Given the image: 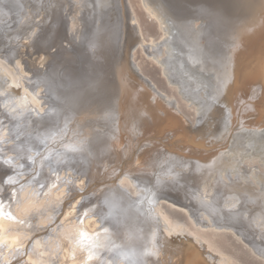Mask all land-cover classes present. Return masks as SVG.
<instances>
[{
  "label": "bare ground",
  "instance_id": "1",
  "mask_svg": "<svg viewBox=\"0 0 264 264\" xmlns=\"http://www.w3.org/2000/svg\"><path fill=\"white\" fill-rule=\"evenodd\" d=\"M136 1L157 37L130 0H42L10 30L1 23L0 165L16 185L0 180V264H241L220 239L229 233L264 261V0H223V13L203 17ZM136 50L194 122L140 73ZM101 55L102 79L92 76ZM78 59L92 78L63 89ZM104 136L113 150L97 164ZM172 163L182 182L196 173L188 198L180 186L181 196L160 193ZM160 199L196 230L165 216Z\"/></svg>",
  "mask_w": 264,
  "mask_h": 264
},
{
  "label": "rangeland",
  "instance_id": "2",
  "mask_svg": "<svg viewBox=\"0 0 264 264\" xmlns=\"http://www.w3.org/2000/svg\"><path fill=\"white\" fill-rule=\"evenodd\" d=\"M130 1L132 2L131 4L134 7L136 15L138 14L137 16L140 20V25L142 27V30H143L145 36L150 35L152 37H157L158 32H157V29H156L154 23H152L151 21H149L146 18L144 12L138 7L136 0H130ZM62 2L65 3V0H62ZM35 3L41 4L42 0H7V2L1 3L0 6H7V7H3L5 10V14L3 13V16L1 17V20H0V30H4V28L1 27V23H5V30H10L11 25L16 26L20 22L18 18L16 19V17L19 14H21L22 12L29 11L28 5L31 4V7H33L35 5ZM16 5H17V7H16ZM8 7L14 8V11L13 10L11 11L10 8H8ZM135 7H136V9H135ZM59 10H61V7H56V13L57 14L55 15V17L53 16L51 18V21H53V20L55 21L56 18L59 17V15H58ZM55 28H54L55 30H58V31L60 30V28H58L57 26ZM145 40H148V39L145 37ZM44 42L45 41H40L39 43H40V45H42L41 43H44ZM14 45H13V48L17 52L19 50V46H17V45L14 46ZM116 45L118 46L119 44L117 43ZM92 49L94 52L96 51V48L92 47ZM139 51L140 50H136V53L134 56V61L137 63V64L136 63L135 64H136V66L138 65L137 67H138L140 73L144 76L146 75L147 77H149L152 80V82H154L156 84V86L161 91H164L166 94L169 93L170 95H173L176 98L177 102H179L178 103L179 108L188 117V120L194 122V115L192 113V110H189L190 108H188L186 106V104L185 105L183 104L184 102H182V100H180V98L178 97L180 94L179 93L177 94L175 92V90H173L170 86H168L164 77L160 73L159 67L157 65H155L154 63H151V62L149 63V61L146 60L147 58H144V57H146L145 54L143 55V53L139 52ZM73 57H74V59H76V56H73ZM91 59L92 58H90V60ZM99 60L101 62V67L98 69L99 71H96V74L94 73L92 76H95V77L100 76V78L102 79V78H104V76L101 75V73L99 74V72L102 71V68L105 65V63L103 62L102 55L99 57ZM92 63H93L92 61H88V64H90L91 67L94 68V65ZM67 65H69L68 67H70V66H74L75 64L68 62ZM67 65L63 64L62 66H67ZM86 69L89 70V68L83 69L82 62H80L78 59L77 60V67L73 71L67 70V72H62V76H65V80L63 82L66 83V85H64L63 89L69 90V88L71 89L72 86L79 88V87H81V84L83 86L88 81V79H90V77H89L90 72L89 71H88L89 73L86 72L87 71ZM50 70H51V72H48L46 74V76H51L55 72V70L53 68H50ZM92 72H94V71H91L90 76H91ZM46 76H45V80H46ZM92 76H91V78H92ZM86 77H87V79H86ZM154 89L157 90L156 87ZM157 91L160 92L159 90H157ZM193 93H195V92H193ZM177 97H178V99H177ZM57 101L56 102L54 101V103H53L54 106L57 104ZM107 104L110 106H113L114 105L113 104V98H111V99L109 98V100L107 101ZM109 112H111V111H109ZM58 119H60V118H58ZM110 120H112V117ZM108 125H109V123H108ZM39 128H42V126H39ZM66 128H68V127L66 126ZM102 141H104V143L102 144L101 147H98L99 144H96V142L94 143L95 146H93V151H94V159L93 160L97 164L101 163L103 158L113 150V148L111 147V145L107 141V136H104ZM120 150H121V147H120L119 151ZM22 167H25V166L22 165ZM79 167L80 166H78V168ZM173 167L175 168V173L167 176L166 178H170V177H174V178L171 181H168L166 183H164L163 181L161 182V186L159 187L160 193L161 192H164V193L172 192L175 189V191L171 193V195L173 197L174 196H176V197L181 196V193L183 192V194H184L183 197L188 198L193 193V186H194V183L196 182V177L194 178V176L196 175V173L187 171L185 174V175H187V179L184 182H182L183 176L182 175L180 176L177 174L179 172H177V168L173 163L171 164V167L168 171L172 173L174 171ZM18 168L23 170L21 168V166H18L15 169H18ZM90 169H94V167L91 166ZM96 169L98 170V167H96ZM4 172L6 174H5V176L4 175L2 176L1 174H4ZM11 172H12V169H10V167L7 168L5 166L0 165V176H1L0 180L1 181L3 180V183L8 184V185H16V184H11L10 182H8V178L13 175V173H11ZM74 175L72 173L73 177H74ZM90 177H93V176H90ZM193 178H194L193 182L186 183V182L193 180ZM179 182H182V183L180 184ZM179 186L183 189L182 192H180V195L178 193ZM223 190H225V189H223ZM157 192H158V188H157ZM106 198H111V197L107 196ZM245 200H246L245 198H242L241 202H244ZM160 201H161L160 204H161L162 208L164 207V212L166 213L165 216H167L170 220L176 219L177 221H179L180 224L184 223L186 226V229H188V230H192L194 228V226L192 225L189 218L186 215H184V213L181 211V209H175L173 207L170 209L169 205H166L167 203H165V201H162L161 199H160ZM167 201H170V200L167 199ZM128 203H130V202H128ZM206 208H208V207H206ZM206 211L207 212L211 211V209H206ZM241 214H243L242 211H241ZM161 219L163 220L162 216H161ZM193 230L195 231L196 228H194ZM220 239L225 246V248H224L225 251L227 253L231 254L232 256H234L241 264H264V261H262L263 259L262 258L259 259L260 255L258 253L257 254L253 253V251H251V248L249 246H247V249H246V245L243 242H240V240L236 239V237L234 239V235H232V234L230 235V233H229V235L228 234L222 235V238H220ZM243 245H245V247ZM23 258H24V256H23ZM137 260L139 261V257H137Z\"/></svg>",
  "mask_w": 264,
  "mask_h": 264
},
{
  "label": "water",
  "instance_id": "3",
  "mask_svg": "<svg viewBox=\"0 0 264 264\" xmlns=\"http://www.w3.org/2000/svg\"><path fill=\"white\" fill-rule=\"evenodd\" d=\"M167 2H169L170 4L173 5V6H171L170 4H167L165 2L173 10V12L175 13V15L174 14L173 15L175 17H178V15L181 14L182 9L186 8V6L199 7L200 9L195 10L197 15H199V17H203L205 15L204 12L207 14H208V12H210L211 14L214 13V15H215V12H213V10H215V9L218 12L216 16H218L221 13H223L222 12L223 9L226 10V6L223 4V0H167ZM217 4H218V6H217ZM208 31H209V28H208ZM180 41L181 40L176 39V41L173 44V46L177 49V51L174 52L175 53V57H174L175 59H177L179 56H182V53L180 51H182L183 45ZM185 65H186V63H185ZM39 126L40 125H38V126L33 125L34 130H36ZM146 193L149 194V190ZM117 210L116 211L114 210V213L113 212L112 213L113 214L117 213L118 212ZM115 218H117V217H115ZM108 219L106 218V220H108Z\"/></svg>",
  "mask_w": 264,
  "mask_h": 264
}]
</instances>
